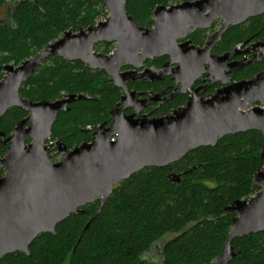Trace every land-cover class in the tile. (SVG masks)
Listing matches in <instances>:
<instances>
[{
    "label": "water",
    "instance_id": "obj_1",
    "mask_svg": "<svg viewBox=\"0 0 264 264\" xmlns=\"http://www.w3.org/2000/svg\"><path fill=\"white\" fill-rule=\"evenodd\" d=\"M105 2L107 18L87 28H69L19 66H2L6 74L0 80V117L14 106L30 114L18 122L11 135L0 132V148L9 144L6 154L0 155V173L5 170L0 176V260L16 251L30 254V245L41 233H55L58 223L98 199L100 212L114 187L144 168L167 166L190 151L216 145L228 134L258 130L264 135L263 71L208 97H192L184 106L155 117L135 118V114L125 115L123 108L115 107L111 110L112 123L96 125L102 130L95 132L92 141L71 149L64 140L47 144L58 114L69 110L72 102L92 99L86 93H68L54 101L22 97V83L50 57L79 59L92 69L107 71L113 83L125 89L126 103L136 94L129 91L128 80L152 81L168 72L149 68L137 71L148 56L174 55L178 36L210 26L220 16L226 20L223 31L231 23L264 13V0H188L155 6L154 26L147 28L128 13L127 0ZM100 41H115L116 49L112 54L95 51ZM213 42L208 41L207 49ZM261 49L264 52V42ZM125 63L135 70L121 72ZM195 69L193 63L181 61L175 73L179 76ZM183 90L180 87L177 91ZM148 95L157 99L154 93ZM255 102L260 105H253ZM51 148L61 154L58 161H53ZM259 155L264 159V146ZM180 177L174 175L172 179L179 182ZM253 183L260 187L257 193L225 207L236 215L214 264H229L237 256L239 250L232 243L235 238L264 231V167L254 174Z\"/></svg>",
    "mask_w": 264,
    "mask_h": 264
},
{
    "label": "trees",
    "instance_id": "obj_2",
    "mask_svg": "<svg viewBox=\"0 0 264 264\" xmlns=\"http://www.w3.org/2000/svg\"><path fill=\"white\" fill-rule=\"evenodd\" d=\"M7 1L0 0V6ZM175 1L180 0H127L126 6L139 25L150 26L157 4ZM108 15L105 0H20L9 23L0 22V65H18L69 28H87ZM247 24L235 28L239 35L252 30L264 38V14ZM120 91L105 70L53 57L20 93L31 100L53 101L63 92L92 97L71 104L53 126L51 139L74 148L92 139L81 131L84 125L110 120ZM26 113L17 106L8 109L0 117V131L11 134ZM263 146L262 132L249 130L225 135L167 166L144 168L116 185L100 212L98 199L58 223L55 233H41L30 254L10 253L0 264H214L236 215L225 207L260 190L253 181L264 167ZM6 151L2 147L0 154ZM174 175L181 176L179 182ZM232 243L239 253L229 264H264V231Z\"/></svg>",
    "mask_w": 264,
    "mask_h": 264
},
{
    "label": "flooded vegetation",
    "instance_id": "obj_3",
    "mask_svg": "<svg viewBox=\"0 0 264 264\" xmlns=\"http://www.w3.org/2000/svg\"><path fill=\"white\" fill-rule=\"evenodd\" d=\"M18 1L20 0H8L5 5L0 6V13H2V15L0 16V22L9 23V21L11 20V9L12 7L15 6L16 3H18ZM184 1H188V0H180L169 4L163 3L157 5L172 6ZM262 14L248 17L246 20L238 24L231 23L223 31H221V29L226 20L220 16L214 19L210 24V26L197 27L192 31L187 32L186 34H182L178 36L176 52L174 55L170 53H163L161 55H154L153 57L148 56L143 61V66L137 71L138 73H141L145 71V69L149 68L157 71L167 70L168 72L163 74L159 79H154L152 81L151 80L145 81L142 78H135V79L131 78L130 80H128L127 86L129 91L135 92L136 94L135 96H129L126 100V103L123 101V97H126L127 94L125 89L123 87L116 86L112 81V76L106 71L110 77L111 82L121 90L118 101L116 102L113 108L115 107L123 108V112L125 115L135 114V118H141L144 116L155 117L157 115L167 113L171 110L184 106L192 97H197V98L208 97L224 87H227L242 80L253 79L259 73L264 71V52L261 49V43L264 42V38L260 37L257 31L253 33L252 30L250 32H246L245 34L241 33L239 35L238 29L235 28L247 24V22L251 18H254ZM153 20L155 21L154 12H153ZM153 26H154V22L150 26H143V27L152 28ZM213 40L214 42L207 49L208 41L212 42ZM106 44H108L110 48H108ZM116 45L117 42L115 41L113 42L100 41L95 44L94 49L95 51L98 52L112 54L116 49ZM140 52H142V50H140ZM54 57H59V56H54ZM51 58L53 57H50L45 62H43L39 66V68L44 63L49 62ZM254 58L255 60L252 61ZM181 61L193 63L196 69L190 73L187 72L181 73L179 76H177L175 71L180 66ZM8 64H12V63H8ZM20 64L15 66H19ZM256 64L261 65L263 67L260 68L259 70H254L252 68L253 66H255V68H258V65L256 66ZM3 65L5 64L0 65V72L2 74V76H0V80H2L6 74V71L2 69ZM131 70H135V67L129 63H125L120 71L125 72ZM171 70L172 72L174 70V73H172ZM36 71L32 74V76L36 73ZM30 78L27 81H29ZM27 81L22 83L21 88L23 84L26 83ZM180 87H182L184 90L177 91L178 89H180ZM149 93H154V95L157 96V99H152V97L148 95ZM66 94L68 93L63 92V94L59 98L63 97ZM22 97L27 98L25 96ZM44 99H40V100H44ZM32 101H39V100H32ZM144 102H149V103L142 105ZM73 103L74 102H72L71 104ZM71 104L68 105L69 109ZM253 105H260V104L259 102H255ZM137 107L140 109H137ZM111 110H110L109 121L108 120L95 121L90 124H86L81 128V131H83L87 135L88 134L90 135V138H92L90 141H92L93 138L95 137V132L102 130V128L99 127L96 128L95 127L96 125L104 124L105 126H109L112 123L113 116ZM26 112H27L26 115L22 119L26 118L30 114V112L28 111ZM32 124L33 122H31V125ZM0 132H4V131H0ZM52 135H53V128H52ZM50 138H52V136ZM58 140H62V139H56V140L50 139L49 141H47V144L53 145ZM8 145L9 144L4 145L2 147L7 146L8 149ZM50 153L53 155V161H58L61 157V154L54 148H51ZM4 173L5 170H2L0 176H3Z\"/></svg>",
    "mask_w": 264,
    "mask_h": 264
},
{
    "label": "built area",
    "instance_id": "obj_4",
    "mask_svg": "<svg viewBox=\"0 0 264 264\" xmlns=\"http://www.w3.org/2000/svg\"><path fill=\"white\" fill-rule=\"evenodd\" d=\"M111 140H115V136L113 138H111Z\"/></svg>",
    "mask_w": 264,
    "mask_h": 264
},
{
    "label": "rangeland",
    "instance_id": "obj_5",
    "mask_svg": "<svg viewBox=\"0 0 264 264\" xmlns=\"http://www.w3.org/2000/svg\"><path fill=\"white\" fill-rule=\"evenodd\" d=\"M1 15H2V13H0V16H1ZM103 19H104V18H103ZM44 64H46V63H44ZM44 64H43V65H44ZM157 249H158V248H157ZM157 249H156V250H157Z\"/></svg>",
    "mask_w": 264,
    "mask_h": 264
}]
</instances>
